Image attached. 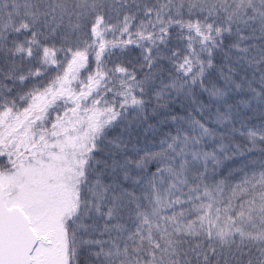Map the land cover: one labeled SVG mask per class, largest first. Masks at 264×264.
Listing matches in <instances>:
<instances>
[{
    "label": "snow or ice",
    "instance_id": "1",
    "mask_svg": "<svg viewBox=\"0 0 264 264\" xmlns=\"http://www.w3.org/2000/svg\"><path fill=\"white\" fill-rule=\"evenodd\" d=\"M0 264H264V0H0Z\"/></svg>",
    "mask_w": 264,
    "mask_h": 264
}]
</instances>
